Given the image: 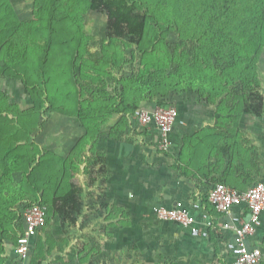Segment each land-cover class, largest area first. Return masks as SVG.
Here are the masks:
<instances>
[{
    "label": "crops",
    "instance_id": "crops-1",
    "mask_svg": "<svg viewBox=\"0 0 264 264\" xmlns=\"http://www.w3.org/2000/svg\"><path fill=\"white\" fill-rule=\"evenodd\" d=\"M261 91L263 95V82ZM196 99L178 104L168 151L158 148L155 126L140 128L134 119L130 139H111L106 148H83L82 165L78 163L73 176L83 177L85 186L70 179L80 190L78 210L48 236L50 246L39 231L27 260L16 254L13 240L0 243V264L232 263V232L220 228L226 218L207 197L215 184L243 191L264 181V112L245 113L235 124L227 120L230 116L218 114L215 105ZM71 149L56 152L67 156ZM177 203L190 208L200 228L207 229V238L193 237L188 229L153 216L154 207ZM234 213L249 218L246 206ZM40 237L43 257L34 260ZM246 243L264 250V212L260 228Z\"/></svg>",
    "mask_w": 264,
    "mask_h": 264
},
{
    "label": "rangeland",
    "instance_id": "rangeland-1",
    "mask_svg": "<svg viewBox=\"0 0 264 264\" xmlns=\"http://www.w3.org/2000/svg\"><path fill=\"white\" fill-rule=\"evenodd\" d=\"M12 2L20 21L27 26L20 28L15 36L17 51L14 52L19 61L14 68L20 78L0 79V107L24 112L40 110L41 125L33 139L41 150L58 154L56 148L68 149L82 144L84 130L75 116L80 107L91 109L92 121L94 117L100 120L98 130L95 133L91 130L89 143L83 144V148H106L111 139L131 138L133 117L130 110L123 107L125 104L135 102L144 109L167 104L177 109L178 104L197 100L196 90L178 93L173 86L180 87L181 79L167 77L174 69L169 67V55L180 49L189 53L194 48L186 38L195 27L194 20L187 15L189 4L196 0H138L140 13L145 18V34L141 40L110 38L104 13L87 11L84 0H61L55 6L57 16L51 17L48 0ZM174 17L178 20V33L184 39L177 38L171 24L164 27L167 20ZM153 44L155 47L143 52ZM160 66L163 68L158 73ZM257 70L264 83V51ZM22 78L28 86L34 81L42 85L48 83L49 100L42 98V91L33 87L25 89L21 85ZM75 90L78 102H72ZM262 99L261 114L264 112V97ZM254 112L252 107L248 111L252 115ZM82 160L81 157L80 162ZM11 178L4 189L8 201L16 203L20 198L31 196L29 190L26 193L25 188L18 189L19 174ZM75 178L80 187L85 186L83 177L81 181ZM21 206L23 204L19 203L16 207Z\"/></svg>",
    "mask_w": 264,
    "mask_h": 264
},
{
    "label": "trees",
    "instance_id": "trees-1",
    "mask_svg": "<svg viewBox=\"0 0 264 264\" xmlns=\"http://www.w3.org/2000/svg\"><path fill=\"white\" fill-rule=\"evenodd\" d=\"M60 1L48 0L50 17L57 16L55 6ZM84 1L87 11L104 13L110 38H143L145 18L140 13L138 0ZM189 6L187 17L194 20L195 27L186 40L194 48L189 53L179 48L169 55V67L171 65L174 69L167 77L181 79L180 87L175 84L173 89L178 93L196 90L201 102L215 105L218 114L230 116L231 119L227 120L235 124L251 107L254 108V115L260 116L263 95L257 67L264 51V0H196ZM170 24L177 38L184 39L177 30V17L167 20L164 27L168 28ZM23 26L27 25L20 21L12 0H0V79L5 81L20 78L14 68L19 56L16 57L17 52L14 51H17L15 36ZM157 40L158 36L154 41ZM153 47L154 44L143 52L147 53ZM157 68L160 73L163 67ZM21 80L25 89L33 87L42 91V98L49 100L48 83L42 85L34 81L32 86H28L23 78ZM74 93L72 102H78V92L75 90ZM138 106V103L131 102L123 107L128 108L131 115L141 108ZM90 111L89 107L76 109L75 116L84 130L80 139L82 144H76L67 156H60L41 150L34 142L33 137L41 125L39 109L24 112L0 107V243L5 240L16 243L23 234L21 221L24 207L34 204L47 207L46 221L40 231L46 235L44 241L49 246L48 236L69 217L70 212L78 210L80 190L70 179L83 156V144L89 143L91 130L95 133L99 127L100 120L93 116L92 121ZM13 174L21 176L18 189L25 188L26 193L28 190L31 192L30 197L20 198V202L16 203L8 201L4 192ZM19 203L23 206L17 208ZM36 245L34 260L43 257L41 237Z\"/></svg>",
    "mask_w": 264,
    "mask_h": 264
},
{
    "label": "built area",
    "instance_id": "built-area-1",
    "mask_svg": "<svg viewBox=\"0 0 264 264\" xmlns=\"http://www.w3.org/2000/svg\"><path fill=\"white\" fill-rule=\"evenodd\" d=\"M132 117L140 127L153 125L159 134L158 148L168 151L172 142L170 134L178 118L177 109L173 106L157 107L154 110L136 109ZM208 201L214 209L222 214L226 220L220 227L232 232V240L228 243V250L233 256L230 264H260L264 262V250L248 247L247 239L254 236L261 226V216L264 212V181H260L247 190L238 191L223 184H215L209 194ZM238 206H246L249 211L248 220H243L234 213ZM153 216L162 222H172L189 230L191 236L207 238V229L200 228L189 207L177 203L171 208L156 206L152 210ZM47 207L34 204L24 207L22 221L24 231L17 240L15 251L21 260H27L35 237L46 221ZM208 222L206 227H210Z\"/></svg>",
    "mask_w": 264,
    "mask_h": 264
}]
</instances>
